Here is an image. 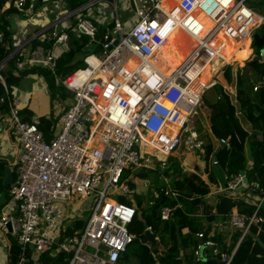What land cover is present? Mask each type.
Listing matches in <instances>:
<instances>
[{
	"label": "built area",
	"instance_id": "2783aa9c",
	"mask_svg": "<svg viewBox=\"0 0 264 264\" xmlns=\"http://www.w3.org/2000/svg\"><path fill=\"white\" fill-rule=\"evenodd\" d=\"M27 1L17 0V7L32 15L34 9L27 7ZM41 1L59 3V9L33 39L50 31L53 47L37 45L26 55L27 62L41 63L56 73L58 52L68 45V30L77 37H87L93 48L100 46V52L88 53L86 66L62 81L73 97L59 115V130L50 140L38 121L22 119L0 73L5 88L0 103L8 105L20 147L11 197L0 216V231H9L19 245V253L10 264H31L48 251L70 254L69 264H116L140 239L130 229L138 214L137 170L165 169L172 156L184 149L208 155L205 141L190 122L206 91L220 84L219 74L229 63L224 55L227 39L239 42L247 38L263 24L264 17L246 0H128L135 21L122 19L118 0H90L74 10L67 6L69 0ZM99 3L112 9L111 27H106L102 38L97 35L106 15L85 14H93L90 9ZM73 16L77 18L74 25L68 22ZM179 31L190 39L191 48L176 67L166 71L159 65L161 51ZM23 46L20 44L9 59L23 56ZM258 55L264 58V45ZM214 61L220 66L204 79L207 66ZM5 63H0V70ZM259 87L261 84H255L254 89ZM221 142L228 141L222 138ZM243 177L229 175L226 189H236ZM145 186L153 205L163 196H180L171 187ZM253 187L260 185L254 182ZM75 198L89 201V215L82 227L73 225L69 233L66 231L80 216L79 210L67 204ZM263 203L264 194L251 215L232 213L229 223L242 230V237L253 225L264 223ZM175 207H182V203ZM175 207L165 202L160 206V217L169 220ZM198 236L203 238L204 233ZM201 248L199 245L197 255ZM215 253L219 251L215 249ZM222 255L229 264L232 255Z\"/></svg>",
	"mask_w": 264,
	"mask_h": 264
},
{
	"label": "trees",
	"instance_id": "16d2710c",
	"mask_svg": "<svg viewBox=\"0 0 264 264\" xmlns=\"http://www.w3.org/2000/svg\"><path fill=\"white\" fill-rule=\"evenodd\" d=\"M16 0H0V11L8 4L6 11L0 15V32L3 33V40L0 41V63H2L13 51V36L10 31V22L7 19L9 13L17 11L15 8ZM90 0H69V7L76 9ZM253 6V0H247ZM260 5L264 8V0H260ZM97 37L102 38L103 32L106 30L102 25ZM111 27V25L109 26ZM261 27V26H260ZM264 31V27L261 30ZM70 32V31H69ZM70 37V35H69ZM71 34L69 38V51L58 59L57 74L66 75V78L78 69H82L83 63L73 67V55L76 52H83L88 44L87 38L84 36L75 38ZM39 44L34 42V46ZM256 53L260 52V48L253 45ZM94 51H100V46L94 45ZM90 52V51H88ZM226 52V49H225ZM224 55L226 60L232 58L228 52ZM235 58V56H234ZM22 61V56L15 55L9 59L0 73L9 88L12 96L17 97L15 88L19 85L21 77L28 72H41L45 74L49 82L55 86V77L50 69L34 65L29 70H24L19 76L15 74L16 70H20L17 63ZM74 68V69H73ZM207 71V70H206ZM68 74V76H67ZM223 76L229 83L236 82L237 86V100L239 102L240 110L247 117L253 125L255 131L262 133L263 139L258 140L254 150V164L248 167L247 157L245 152L244 139L248 133L243 128L240 129L239 140L233 133V128L239 123L237 115V106L233 103L230 95L223 90L222 86L218 85V92L222 94V99L213 105L211 122L212 131L218 138H229L231 136L232 148L227 154L226 163L222 164L220 153H225V148L217 155L219 164V171L225 170L227 174H239L242 171L247 173L248 190L251 189V183L256 181L260 187L257 189L261 196L264 194V87H259L254 90V83L252 79L264 77V62L258 60L248 61L244 68H238L236 78L234 77V66L227 65L223 70ZM235 78V79H234ZM5 88L3 81L0 79V97L4 95ZM8 110V105L0 103V111ZM47 122V125H40L46 133L50 128V123L43 117L42 123ZM251 135V134H250ZM254 135H257L255 133ZM213 146L210 145L208 152L210 153ZM210 155V154H209ZM214 163V159L211 161ZM222 167V168H221ZM209 170V169H208ZM178 174V175H177ZM209 176L212 182L217 179L213 172L209 171ZM171 187L177 191L180 196L169 198L166 204L175 207L177 202L182 203V207H175L173 209L171 218L163 220L154 208H144L143 202L139 196L136 195L138 205V214L143 218V222L135 218L131 225V231L136 232L143 237L144 231L148 226H151L154 233L157 234L159 241L155 247L143 244L138 239L134 241L126 250L125 254L118 260L116 264H226V260H222L223 255H232L229 264H264V223L258 227L253 225L245 236L242 237V230L235 229L232 233V243L227 246L224 244L222 236H213L212 226L213 221L222 220L229 221L234 208L238 212L251 215L256 208V205L249 203L245 197H232V195L223 193L216 204H205V196L210 192L209 184L198 174H186L182 169L176 168L173 173L168 174ZM173 177V178H172ZM252 193L255 190H251ZM200 198L199 202L193 203V199ZM121 201H127L125 197H120ZM147 200V198H146ZM161 199L158 200V202ZM205 204V205H204ZM203 206L202 213H199ZM146 207V206H145ZM261 213L264 215V203L262 204ZM137 217V216H136ZM83 224L82 220H76L66 232L72 233L73 225L75 228ZM187 229L185 232L184 230ZM199 232L204 233V237L198 236ZM242 238V239H241ZM212 240L220 247L218 255H212V251L216 245H203L204 242ZM240 241V242H239ZM239 242V243H238ZM203 245L200 249V255L196 254L199 245ZM238 244V245H237ZM209 254L205 260L204 251ZM212 250V251H211ZM19 253V245L17 242L11 244L10 258L14 261ZM70 254L65 252L48 251L39 258V264H69ZM31 264H35L32 262Z\"/></svg>",
	"mask_w": 264,
	"mask_h": 264
},
{
	"label": "crops",
	"instance_id": "0c3cea01",
	"mask_svg": "<svg viewBox=\"0 0 264 264\" xmlns=\"http://www.w3.org/2000/svg\"><path fill=\"white\" fill-rule=\"evenodd\" d=\"M258 2H259V4H258ZM258 2L253 0L252 1L253 6H251L250 3L246 0V4L250 8H252L255 12H257L259 15H262L264 17V8L260 5L259 0H258ZM16 3H17V0L15 1V8L17 9V11H14L13 13H9L7 16V19L10 22L9 29H10V31H12V36H13V46H14L13 51L20 44L24 43V46L22 47L23 48L22 49L23 50L22 61H19L17 63L20 70L15 71V74L17 76H19L21 74V72H23L24 70H29L32 67H34V65H37V64H34V65L30 64L29 62L26 61V59H27L26 55L28 54V52L31 49H33L37 45H42L46 49H52L53 40L51 39L52 36L50 34V31L41 32L34 39H33V36L36 33H38L39 31L45 30L47 28V26L51 23L52 19L50 18V15L54 14L53 12L55 11L56 8L59 9V3L47 4V3H43L41 0H28L27 1V7H32L34 9V13L32 15L26 14L24 9L23 10L19 9L17 7ZM67 6L69 7V1L67 3ZM7 8H8V4L0 11V15L4 11H6ZM91 13H93V14H90L88 11H86L85 14L86 15H93L95 17H98V16L101 17L102 15L103 16L106 15V17H107L106 23L103 21L101 23V25L105 28L110 26V21H111L110 16L112 14V9L110 7L102 6V9H99L97 6H95L92 8ZM76 21H77V18L75 16H73V19H70L68 22L71 24L73 23V25H74L76 23ZM95 21L97 23H100V21L98 19H95ZM262 25H260V26L262 27ZM260 26L252 31V33H254V35L255 34L262 35L263 34L264 31L262 33L256 32V30L259 29ZM69 31L70 30H68V32ZM71 34L73 35V37L77 38V36L73 32L70 31L69 32L70 37H71ZM254 35H253V37H254ZM253 37L248 36L247 38L243 39V41L241 40L242 42L239 41V43H235L234 40L227 39V43H228L229 48L232 51V54L237 56V58L234 59V56H232V58L228 59L229 63L226 64L225 66H227L229 64L233 65L235 60L237 62H239L238 63L239 65H243L241 67L238 65L237 66L233 65L235 78H236V73H237L238 68H241V69L244 68L248 61L255 60L254 57L259 54V53H256L255 49L253 48V45H254ZM85 38H87V37H85ZM87 40H88V38H87ZM175 40H178V39L175 38ZM35 41H38L39 44H36L34 46ZM183 42H185V40ZM178 43H179V40H178ZM168 44L169 43H167V45H165V47H164L165 49H166V47H168ZM88 45H89V40H88L87 46ZM183 45H184V43H183ZM185 45H184V48L182 46V48L184 50L183 52H185V49L191 48V42H189L188 46L187 45L185 46ZM262 47H259V48L262 49ZM93 49L94 48L92 47L91 50H93ZM91 50H85V48H84L83 52L78 51V52L74 53V55H73V67L75 65L79 64L80 62H82V60H83V62H85L84 59L87 56V54L91 52ZM68 51H69V41H68L67 47H65L62 51L58 52L59 58L62 55L66 54ZM88 51H90V52H88ZM163 51L164 50L162 49L161 54L163 53ZM86 52H87V54H86ZM82 53H85V55H86V56H84V59H82V55H83ZM180 54L182 55L181 52H180ZM161 58H162V56H161ZM231 59H232V61H231ZM8 61H9V59L6 61L5 65L7 64ZM258 61L264 62V58H262V60H258ZM37 66H39V65H37ZM219 66H220V62H217V61H214L213 63L209 64L208 67H210V69L205 71V73L203 74V78L204 79L210 78L214 74V72L218 69ZM225 66H224V68H225ZM39 67L47 68V67L42 66V65H40ZM224 68H223V70H224ZM223 70L221 72L222 75H223ZM221 74H219V78H220ZM53 75L55 77L54 78L55 79V86L53 85V83L49 82V80L45 76V74H43L41 72H33L30 70V72H28V74H25L23 77H21L19 85L15 88V91H17V97L16 98L13 97V99L18 103V105L20 107V114H21V117L24 121H27V122L38 121L39 127H41L40 125H42V124H44V126H46L47 122L42 123V119L44 117L45 120H47L50 123V128L47 131V133L43 129L40 128L44 132L47 140L53 139L55 137V135L58 132L59 127H60V124L58 122L59 115L64 111V109L68 106V104L71 103L72 97H73L72 92L69 89H67L66 87H64L62 84V81L66 78V75L63 76L62 73L57 74V72L53 73ZM67 76H68V74H67ZM252 81H253L254 86H255V84H258V83H262V82L264 83V77L258 78V79L253 78ZM218 85L222 86L223 90L230 95V98L232 99L233 103L238 108L237 109V115L239 117V123H237V125L234 126L233 133L237 136V138L239 140L242 138L241 136H239V132H240L241 128H243L244 131H246L248 133V135H246V137L244 139L245 152H246L248 167H252L254 164V161H255L254 150L256 148V144L258 143L256 141L263 139L262 133L259 132L258 130L255 131L251 122L247 119V117H245V115L240 110L239 102L237 100L236 82L234 81L232 83H229L223 77L222 81L220 80V84H218ZM218 85L214 87V89L216 91V94H215L216 96H215V98H213L211 100L210 108L208 109V111H205L204 105L201 102L202 105L200 104L201 107L199 106L200 112H199V108H198L197 115H196V116H198L200 114L203 115V118H202L203 119V125H199V127H197V129L200 132L202 139L205 141V143L207 145V151H208L210 145L213 146V149L210 153L208 152V155L206 157H204L205 162L202 165H201V163L197 162L195 157L192 156V158H190L191 160H189V159L186 160V163L184 166L185 168L183 170L188 175L193 174V173L198 174L209 184L210 192L204 198L206 200L205 204H212V205L216 204V202L220 199L221 195L223 193H227V191H228V189H226V185H227V181L229 179V174H227L225 170L219 171V166H218L219 164H217V163H219L218 158H217V155L219 154L218 152H220L222 149L225 148V153H223V152L220 153V159L222 158V164H225L227 154L230 152V150L232 148V145L230 142L231 136L229 138H226L228 142L226 144H223L221 142L222 138L220 139L217 136H215L213 131H212L211 116H212L213 105L215 103H217L220 99H222V94L218 92V88H217ZM261 87H264V86L261 85ZM219 96H220V98H219ZM202 101H203V99H202ZM32 105H33V107H32ZM255 133H257V135H254ZM19 154H20V147H19V144L17 142V138L15 135L13 126L11 124L10 113H9V108H8V110L0 111V216L2 215V212L7 209V204H8L10 197H11L10 188H11V185L13 182L10 184H5V180H6L7 175H8L7 168L11 171V173L13 174L14 179H15ZM181 154H182V151L175 153L172 156V160L175 162L178 159L177 156H180ZM212 159H214V163L211 162ZM195 160H196V163H198V165L200 166L199 169L189 168L191 172L187 173L186 172L187 167H190L189 165L192 162H195ZM201 168H202V172H201L202 174L198 173V170L200 171ZM209 171L213 172L214 176L216 177L217 180L215 182L211 181L210 176H209ZM143 173L144 172H140V173L137 172V176H139ZM172 173H173V171H172ZM239 174H241V173H239ZM245 177H247L246 172H245ZM168 181L170 183V179H168ZM254 182H256V181H253L251 183V189L249 188V190H248V182H247L246 184H242L241 186L238 185V187L234 190H229L230 191L229 194L232 195V197H245V199L249 203H251L253 205L257 204L261 195L257 194L258 188L256 189L253 187ZM135 186H136V183H135ZM251 190H255V192L252 193ZM136 195H135V199H136ZM147 197L148 196L146 195V198ZM201 208L202 209L199 210L200 214L202 213L201 211L203 210V206H201ZM234 211H238V210L236 208H234L233 212ZM203 212H204V210H203ZM87 217L84 219H78V220L83 221V224L80 227H82L85 224ZM80 227H78V228H80ZM149 227L151 228V226H148L146 229H150ZM146 229H145V231H146ZM235 229H236L235 227L230 225L229 221L224 222L222 220H215V221H213L212 230H214V231L212 232V234H214L213 236H215V235L218 237L222 236L223 240H224L223 243L226 244L227 246H229L232 243V233ZM151 230H152V228H151ZM145 231H144V234H145ZM184 231L186 232L187 229H185ZM141 238L142 237L140 236V239ZM13 241L17 242L13 236H11L9 233H7V231H0V264H10V262L12 261L10 258V250H11V244L13 243ZM158 241H159V238L157 236V243H158ZM209 241L214 243L211 246L214 247L216 245L215 249L220 250V247H219L220 244L219 245L217 243L215 244V242L212 240H209ZM147 245L151 246V243H148ZM236 248H235V250H236ZM215 249L213 251L211 250L212 255H218L215 253ZM235 250L233 251L232 256H233ZM207 251H209V249H206L204 251L205 260L209 256L208 255L209 253ZM222 260H223V258H222ZM32 262L39 263V259L37 261H32Z\"/></svg>",
	"mask_w": 264,
	"mask_h": 264
},
{
	"label": "rangeland",
	"instance_id": "374dc122",
	"mask_svg": "<svg viewBox=\"0 0 264 264\" xmlns=\"http://www.w3.org/2000/svg\"><path fill=\"white\" fill-rule=\"evenodd\" d=\"M254 1L258 2V0H254ZM118 4H119L120 14H121L122 19L123 20H132V18H133V20L135 21L136 16L134 15V11L131 7L130 2L128 0H118ZM258 4H259V2H258ZM96 6L99 9H102V6H104V5L99 3ZM92 8L90 9L91 11H92ZM263 27H264V21H263L262 27L257 29L256 32L262 33L261 30ZM183 34L184 33H182V32H178L175 35V37L169 41L168 47H166V49H164L165 50V56H164L165 58L161 59V60L159 59V65L163 69H165V70L173 69L186 57V55L180 54V50L176 49V46H178V47L181 46L180 49L182 51H184L183 50L184 45L186 44L188 46L189 42H191L189 38L184 39ZM253 35H254V33L250 34L251 37H253ZM175 38L179 40L178 44H176L174 42ZM183 39L185 40V43L183 42L184 41ZM183 43H184V45H183ZM182 46H183V48H182ZM226 46H227V47H225L226 52L230 53L232 56H235L234 54H232V51L229 48L227 41H226ZM99 52L100 51H98V53ZM82 54H83L82 59H84V56H86V55H85V53H82ZM86 54H87V52H86ZM182 57H184V58H182ZM235 58H237V56H235ZM231 61H232V59H231ZM238 63L239 62H237L235 60L233 65H235V66L238 65L240 67L243 66V65H239ZM85 66H86V64L83 63L82 67H85ZM209 69H210V67L207 66L206 70H209ZM223 77L224 76L221 74V76H220L221 81H222ZM215 94H216V91L214 88L206 91V93L203 97V101H202V104L204 105L205 111H208V109L210 108V102L213 98H215V96H216ZM201 105H200V107H201ZM32 107H33V105H32ZM199 112H200V108H199ZM202 118H203V115L200 114V115L196 116L195 119H192L190 124H193L197 128V127H199V125H203V119ZM192 156L195 157L197 162L201 163V165L205 162V158L203 155L198 154L197 152L189 151L188 149H184V150H182V154L180 156H177L178 159L175 162L171 159V163L167 166V168L162 169V168L158 167L156 169V171L147 170L143 174L137 176L134 179V182L136 183V187H137V196H139L141 198V200L143 202L142 206L144 208H145V206L148 205V202L146 200V195H147V193L149 194V191L146 188L145 183L149 184L153 189H160L161 187H171V183H169V181H168V179H169L168 174L172 173V171L175 170L176 168H180L183 171L185 168L184 166H185L186 160H188V159L191 160L190 158H192ZM196 160H195V162H192L189 165L190 167H187V169H186L187 173L191 172L189 168L199 169L200 166L198 165V163H196ZM201 172H202V168L200 171L198 170V173L202 174ZM146 191H148V192H146ZM113 196H117V195H113ZM132 197L134 198V196H132ZM67 204L70 207L76 208L77 210L80 211V216L77 219H84L89 215L88 207H89L90 203L88 200L75 198L72 201H69ZM84 205H85V208H84ZM136 219L141 220L143 222V218L139 215H137ZM7 233H9L11 235V233L9 231H7Z\"/></svg>",
	"mask_w": 264,
	"mask_h": 264
},
{
	"label": "water",
	"instance_id": "95a60500",
	"mask_svg": "<svg viewBox=\"0 0 264 264\" xmlns=\"http://www.w3.org/2000/svg\"><path fill=\"white\" fill-rule=\"evenodd\" d=\"M50 18L53 20L55 18V15L54 14L50 15ZM253 39H254V45L255 46L262 47L264 44V32L262 35L255 34ZM91 49H92V45H88L85 47V50H91ZM9 58H10V55L4 60V62H6ZM254 59L255 60H262V57L260 55H256L254 57ZM37 65L40 66L41 63H37ZM258 84H261L262 86H264L263 82L258 83ZM7 170H8V175H7V178L5 180V184H10L14 181V176L8 168H7ZM143 171L144 170L142 168L137 170V172H139V173L143 172ZM241 175H243L244 177H243V182L240 183L239 186H241L242 184H246L248 182L247 177H245V171H242ZM227 193L229 194L230 191L228 190ZM167 199H168V196H163L162 199L158 203L153 205V204L149 203V196H148L147 197L148 205L145 208L146 209L154 208V209H156L157 213L159 214L160 206L163 205ZM199 201H200V198H196V199H193L192 202L195 203V202H199ZM138 241H140L143 244L151 243V246L155 247L157 245V234L154 233L151 229H146L144 236L141 239H138ZM35 264H39V263H35Z\"/></svg>",
	"mask_w": 264,
	"mask_h": 264
},
{
	"label": "bare ground",
	"instance_id": "6f19581e",
	"mask_svg": "<svg viewBox=\"0 0 264 264\" xmlns=\"http://www.w3.org/2000/svg\"><path fill=\"white\" fill-rule=\"evenodd\" d=\"M180 32V31H179ZM176 35V34H175ZM175 35L174 36H172L170 39H169V41L171 40V39H173L174 37H175ZM184 35V39H186V38H188L185 34H183ZM169 41L167 42V43H169ZM176 44H178V40H175L174 41ZM235 43H239V42H236V41H234ZM185 43V42H184ZM167 45V44H166ZM180 47L181 46H176V49H179L180 50V52L182 53V55H186L187 56V53H188V51H189V49H185V52H183V51H181V49H180ZM165 48H163V50H164ZM225 52V51H224ZM162 55V58L161 59H164L165 57V50L163 51V53L161 54ZM182 58H184V57H182ZM161 67V66H160ZM166 71H169V70H166Z\"/></svg>",
	"mask_w": 264,
	"mask_h": 264
}]
</instances>
